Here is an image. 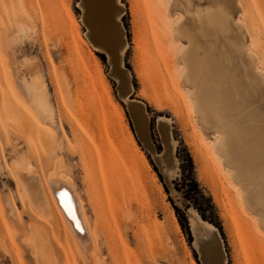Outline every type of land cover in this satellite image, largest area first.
I'll use <instances>...</instances> for the list:
<instances>
[{"label": "rangeland", "instance_id": "1", "mask_svg": "<svg viewBox=\"0 0 264 264\" xmlns=\"http://www.w3.org/2000/svg\"><path fill=\"white\" fill-rule=\"evenodd\" d=\"M200 11L223 19L201 41L240 85L243 125L264 142V0H101L91 13L83 0H0V264H86L61 223L20 196L13 172L26 161L47 192L57 167L81 195L96 240L88 264H264L261 217L180 86L176 49L187 43L171 33ZM186 153L222 232L176 190ZM34 231L43 263L25 243Z\"/></svg>", "mask_w": 264, "mask_h": 264}, {"label": "bare ground", "instance_id": "2", "mask_svg": "<svg viewBox=\"0 0 264 264\" xmlns=\"http://www.w3.org/2000/svg\"><path fill=\"white\" fill-rule=\"evenodd\" d=\"M219 19V21L215 20L212 12L200 11L191 17V24L181 26L183 17L176 20V29H173L171 36L172 38L174 35L180 36L187 43V45L184 44L176 49L177 59L182 62L177 74L181 80L180 86H186L187 88V96L200 123L204 127L216 131L220 136L216 140V149L221 153L223 160H227V164L232 165V174L234 173V177L231 175L232 179L235 178L237 180L234 179L235 182L241 185L245 193L243 196H246L245 202L248 201L247 204L251 205L253 210L255 209L260 214L264 225V167L260 166V161H264V152L261 151L264 142L260 137L252 135L250 130L243 125L249 108L248 105L245 106L240 103L242 97L240 85L234 76H230L226 70L221 68L220 62L211 52V47L204 45L201 41V38H204V42L207 41L209 31H224L223 19ZM256 77L258 78L257 75ZM42 97L38 93L33 94L34 103L37 104L36 109L39 108L41 111L48 108ZM43 112L45 113V111ZM250 121L254 123L253 118ZM157 125L160 127L161 124ZM139 134L142 136L141 130ZM241 157L245 160L244 165L239 162ZM26 162L24 168L18 167L17 172H13L16 173L17 183L22 190L19 191L20 196L23 197V200L28 199L30 204L33 203L32 205L37 207L35 210L43 213L47 219L49 218L48 220L53 223V228H57L60 222L65 234H68L70 242L78 250L84 263L88 264L91 257L90 253L94 251L93 247L96 246V240L91 230L92 227L89 225V218L81 195L71 179L60 173L56 169L57 167L50 171L47 179L49 192H47L40 182L38 174L36 175L37 172L31 171L33 168L30 169L28 166L31 163L28 162L27 165ZM16 164L19 165L20 162L18 164L17 161ZM12 168L14 169V166ZM137 172L135 170L136 174ZM124 183L127 184V181ZM207 226L211 228V225L207 224ZM25 243L37 261L42 262L49 258V249L40 232L34 231L26 236ZM206 248L208 247L206 246ZM211 256L214 261L217 260L215 251L211 253ZM97 262L104 264L101 259H98Z\"/></svg>", "mask_w": 264, "mask_h": 264}, {"label": "trees", "instance_id": "3", "mask_svg": "<svg viewBox=\"0 0 264 264\" xmlns=\"http://www.w3.org/2000/svg\"><path fill=\"white\" fill-rule=\"evenodd\" d=\"M181 179L176 185V190L181 193L187 206H192L200 217L204 221L213 223L212 221H217L218 226H216L221 232L222 227L219 224V219L215 206L212 202L210 195L206 194L205 191L201 188L200 184L196 179L195 168L191 156L186 153V157L182 160L181 166ZM165 192L169 194L166 186H164ZM172 207L176 213H179V209L174 206L173 202L170 200ZM215 225V224H214Z\"/></svg>", "mask_w": 264, "mask_h": 264}, {"label": "water", "instance_id": "4", "mask_svg": "<svg viewBox=\"0 0 264 264\" xmlns=\"http://www.w3.org/2000/svg\"><path fill=\"white\" fill-rule=\"evenodd\" d=\"M85 5V10L87 13L91 12H98L101 4V0H83ZM105 50L110 52V54H113V52L109 51L107 47H105Z\"/></svg>", "mask_w": 264, "mask_h": 264}, {"label": "snow or ice", "instance_id": "5", "mask_svg": "<svg viewBox=\"0 0 264 264\" xmlns=\"http://www.w3.org/2000/svg\"><path fill=\"white\" fill-rule=\"evenodd\" d=\"M110 37L106 35V33L101 30L97 35V42L101 44V46H104L106 43L110 42ZM64 195V194H61Z\"/></svg>", "mask_w": 264, "mask_h": 264}, {"label": "crops", "instance_id": "6", "mask_svg": "<svg viewBox=\"0 0 264 264\" xmlns=\"http://www.w3.org/2000/svg\"><path fill=\"white\" fill-rule=\"evenodd\" d=\"M256 213L260 216V214L258 212H256Z\"/></svg>", "mask_w": 264, "mask_h": 264}]
</instances>
